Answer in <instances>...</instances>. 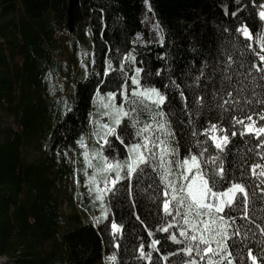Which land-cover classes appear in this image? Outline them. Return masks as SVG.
I'll use <instances>...</instances> for the list:
<instances>
[{
  "label": "trees",
  "instance_id": "trees-1",
  "mask_svg": "<svg viewBox=\"0 0 264 264\" xmlns=\"http://www.w3.org/2000/svg\"><path fill=\"white\" fill-rule=\"evenodd\" d=\"M142 1L158 25L159 46L143 49L134 39L145 33L138 22ZM262 5L264 0H79L74 8L75 29L69 33L68 0H0V258L6 259L5 264H183L188 259L177 251L182 244L156 231L162 214L160 201L154 199L153 189L147 186L151 180L146 177L134 175L131 181L117 183L114 194L105 196L107 217L97 230L86 214L91 209L79 197L84 220L75 212L65 215L62 195L72 206L74 193H62L75 172L74 160L69 158L73 147L85 144L89 125L95 124L90 118L95 95L115 92L123 103L120 86L127 81L131 89L128 77L137 67L142 69L141 83L166 96L162 108L173 121L181 156L190 144L189 111L197 125L211 120L224 127L230 126L231 115L242 114L236 109L248 114L260 112L262 106L255 101L264 99V88L254 84L264 81L254 69L252 75L257 79L244 80L247 90L238 97L240 104L228 112L215 107L211 96L199 112L194 101L210 91L206 87L212 82L209 73L215 69V75H221L228 56L235 61L232 69L244 64L240 72L253 61L264 64L256 55L260 45L255 35L252 48H248L249 42L236 31L247 25L254 34H264V20L259 16ZM216 84L220 85L219 79ZM147 116L145 113L141 119ZM240 128L235 126L237 132ZM119 130L125 143L110 136L103 151L123 160L126 145L134 140L130 135L134 129L125 121ZM231 141L225 166L231 164V171L238 176V166L245 160H259L255 152L260 149L255 148L258 141L251 134L243 138L238 134ZM250 148L253 151L249 152ZM244 179L250 185L259 183L250 175ZM260 195L256 189L249 210L256 223L264 225ZM112 221L122 226L115 238ZM238 223L246 224L252 232L244 240V228L236 238L243 241L234 250V255L240 253L236 264H252L248 249L257 257V264H264V235L255 224ZM145 225L150 226L153 236L148 235ZM152 239L160 240L159 252L149 247ZM141 244L145 253H151L150 259L141 257ZM169 252L175 254L167 261L160 258ZM113 255L116 259L109 260Z\"/></svg>",
  "mask_w": 264,
  "mask_h": 264
},
{
  "label": "snow or ice",
  "instance_id": "snow-or-ice-1",
  "mask_svg": "<svg viewBox=\"0 0 264 264\" xmlns=\"http://www.w3.org/2000/svg\"><path fill=\"white\" fill-rule=\"evenodd\" d=\"M261 7L264 8V5ZM259 16L264 20V10L259 12ZM236 31L249 42L248 48H252L251 42L255 35V40L260 45L256 55L264 62V34H254L247 25H241ZM233 63V57L228 56L224 67L220 69L221 75L216 76L215 69L209 73L208 79L212 82L206 87L210 91L195 98L194 102L199 105L197 112L205 106L207 96H211L212 100L216 101L215 107L224 112H228L234 105H239L238 97L247 90L244 80L257 79L252 75L253 69L260 74L259 80L264 81V64L257 65L253 61L245 72H240L239 69L244 68V64L240 63L237 69H232ZM141 72L142 69L137 67L135 74L128 77L132 85L130 90L127 81L120 86L123 89V103L110 102L105 105V108L111 109L105 112V116L111 118V123L105 122L102 132L98 133L103 141L100 149L91 154L83 153L86 167L93 169L92 175L89 176L92 185L89 191L94 188L96 199L102 202L107 194H114L117 183L125 178L122 173L126 172L129 181L134 175L146 177L151 180L147 186L153 189L154 199L160 201L159 209L162 214L159 216L156 231L167 233L168 240L183 245L177 250L188 257L183 264H236L235 257L240 253L235 252L234 255V250L243 242L236 238L241 237L242 230L247 228L246 224L241 225L238 221L255 224V228L264 235V225L256 223L249 210L254 204L256 189L261 193L259 199L264 200V187H261L264 185V123H258L264 122V99L255 101L262 106L260 112L253 111L248 114L242 109H236L242 114L231 115L229 127L211 120L206 125H197L189 111L190 144L185 147L181 156V145L176 141L177 132L173 121L169 118L170 114L162 108L166 96L154 86H144L139 78ZM203 75L204 72L201 71L200 76ZM200 76L196 77L197 83ZM241 76L244 79H239ZM217 79L220 80L219 86L216 84ZM254 87L264 88V84H254ZM108 95L110 101L116 98L115 93ZM180 95L182 100L186 101L184 93L181 92ZM252 95H256L255 91ZM245 102L252 103L251 100ZM145 113H148V116L142 120L141 117ZM254 116L257 118L254 119ZM125 121H130L134 129V132L130 133L134 140L126 145L127 156L120 160L105 155L103 149L104 145L109 144L108 137L114 136L121 144L125 143L122 130L118 131ZM236 125L241 126L239 132L235 130ZM238 134L242 138L251 134L258 141L255 148L260 151L255 152L259 160L251 163L245 160L238 166L237 176L231 171V164L225 166V154L230 155L231 138ZM201 136L206 139H200ZM82 147L86 148L87 145L82 144ZM149 171L151 176L148 175ZM248 175L259 183L250 185L244 179ZM111 230L115 238L116 233L122 232V226L112 221ZM145 230L150 237L153 236L150 226L145 225ZM248 232H252V229L247 228V231L243 232L244 240L248 238ZM252 234L255 235L254 232ZM160 243V240L152 239L149 247L159 252L157 245ZM115 246L119 247L118 244ZM139 251L142 258H151V253L144 252L143 244L140 245ZM173 254L175 253H162L160 258L167 261ZM248 257L252 264H257V257L251 249H248ZM115 259L114 255L109 257V260Z\"/></svg>",
  "mask_w": 264,
  "mask_h": 264
},
{
  "label": "rangeland",
  "instance_id": "rangeland-1",
  "mask_svg": "<svg viewBox=\"0 0 264 264\" xmlns=\"http://www.w3.org/2000/svg\"><path fill=\"white\" fill-rule=\"evenodd\" d=\"M138 22L141 28H143L145 31L144 34L139 33L134 37L136 44L139 47L144 49L149 46H154V45L159 46L162 44V38L158 25L155 19L153 18V16L150 14L149 6L146 3V1H142L139 5ZM79 67L80 66L77 65V68ZM122 92L123 90H121L120 96L121 98H124ZM109 93H115V92H108L106 94L97 93L93 99V102L91 104L90 118L95 120V124L92 125L90 124L88 127V136L85 142V145H87V147L85 148L82 146L80 147L75 146L72 149L69 160L71 158L72 161L74 160L73 162L75 163L74 165L75 172L68 186L62 191L63 194L64 191L68 193L69 190H73L74 192L72 196V203H73L72 206L69 203L67 197H64V195H62V203H61L62 212L65 215L75 212L79 214V217L82 218V220H84V215L83 213H81L82 208L78 204L77 197L83 199L85 205L89 209H91V212L89 213L88 211H86V214L90 217L89 219L91 220L95 230L98 229V225L101 222L106 220L107 217L106 208H105L104 200L101 202L96 199L95 189L93 188L91 192L89 191V188L92 187L91 182L89 181V176L92 175L93 169L86 167L83 153L84 152H88L89 154L94 153L98 149H100V145L103 144V141L100 140L98 133L102 132V126L105 122L111 123V118L109 116H105V112L111 111V109L105 108V105L109 104L110 102L120 104L117 96L114 100L110 101L108 95ZM94 163H96V161H94ZM122 175L125 177L124 179H127L126 172L122 173ZM100 186L101 187L103 186L102 182ZM102 213L104 215H102ZM5 263H6V259L0 258V264H5Z\"/></svg>",
  "mask_w": 264,
  "mask_h": 264
},
{
  "label": "water",
  "instance_id": "water-1",
  "mask_svg": "<svg viewBox=\"0 0 264 264\" xmlns=\"http://www.w3.org/2000/svg\"><path fill=\"white\" fill-rule=\"evenodd\" d=\"M78 3H79V0H68L66 27L69 33H72L75 29L74 27V8L78 5Z\"/></svg>",
  "mask_w": 264,
  "mask_h": 264
}]
</instances>
